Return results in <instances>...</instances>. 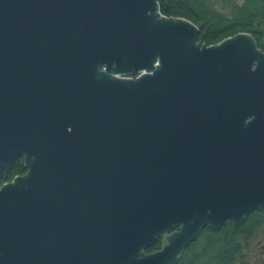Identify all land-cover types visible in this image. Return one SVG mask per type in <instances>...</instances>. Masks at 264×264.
Listing matches in <instances>:
<instances>
[{
  "label": "water",
  "instance_id": "water-1",
  "mask_svg": "<svg viewBox=\"0 0 264 264\" xmlns=\"http://www.w3.org/2000/svg\"><path fill=\"white\" fill-rule=\"evenodd\" d=\"M197 35L155 0H0V264H174L264 213V54Z\"/></svg>",
  "mask_w": 264,
  "mask_h": 264
},
{
  "label": "trees",
  "instance_id": "trees-1",
  "mask_svg": "<svg viewBox=\"0 0 264 264\" xmlns=\"http://www.w3.org/2000/svg\"><path fill=\"white\" fill-rule=\"evenodd\" d=\"M166 19H182L198 32L196 43L210 47L240 34L249 35L264 54V0H155ZM25 173L16 161L5 176L8 182ZM264 227V213L255 211L239 226L226 221L216 230L204 228L182 251L174 264H241L254 233ZM176 231V230H175ZM162 238L143 251L160 250Z\"/></svg>",
  "mask_w": 264,
  "mask_h": 264
},
{
  "label": "rangeland",
  "instance_id": "rangeland-1",
  "mask_svg": "<svg viewBox=\"0 0 264 264\" xmlns=\"http://www.w3.org/2000/svg\"><path fill=\"white\" fill-rule=\"evenodd\" d=\"M241 264H264V227L256 231L250 239L246 259Z\"/></svg>",
  "mask_w": 264,
  "mask_h": 264
},
{
  "label": "built area",
  "instance_id": "built-area-1",
  "mask_svg": "<svg viewBox=\"0 0 264 264\" xmlns=\"http://www.w3.org/2000/svg\"><path fill=\"white\" fill-rule=\"evenodd\" d=\"M15 177H18V176H15ZM13 178H14V177H13ZM13 178H12V179H13ZM12 179H11L10 181H8V182H7V181H1V180H0V187H1L2 185H4V184H9V183L12 181Z\"/></svg>",
  "mask_w": 264,
  "mask_h": 264
},
{
  "label": "flooded vegetation",
  "instance_id": "flooded-vegetation-1",
  "mask_svg": "<svg viewBox=\"0 0 264 264\" xmlns=\"http://www.w3.org/2000/svg\"><path fill=\"white\" fill-rule=\"evenodd\" d=\"M18 161H19V160H18ZM6 175H7V174H6ZM6 175H5V176H6ZM1 181H6V180H5V177H4V180H1ZM175 230H176V229H174L173 232H175Z\"/></svg>",
  "mask_w": 264,
  "mask_h": 264
}]
</instances>
